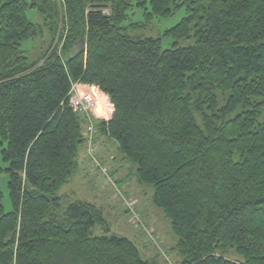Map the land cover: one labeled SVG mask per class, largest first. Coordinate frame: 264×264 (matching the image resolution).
Here are the masks:
<instances>
[{"label":"trees","instance_id":"obj_1","mask_svg":"<svg viewBox=\"0 0 264 264\" xmlns=\"http://www.w3.org/2000/svg\"><path fill=\"white\" fill-rule=\"evenodd\" d=\"M135 8L149 20L184 9L164 37L193 33L195 44L163 50L160 39L132 38L123 24ZM45 32L57 43L30 64L22 44ZM73 80L110 95L116 111L95 129L154 187L182 264H264V0H0V137L13 204L6 214L0 200V264H154L127 237L94 236L96 226L109 233L96 204H63L87 142ZM86 154L113 178L97 150Z\"/></svg>","mask_w":264,"mask_h":264},{"label":"rangeland","instance_id":"obj_2","mask_svg":"<svg viewBox=\"0 0 264 264\" xmlns=\"http://www.w3.org/2000/svg\"><path fill=\"white\" fill-rule=\"evenodd\" d=\"M27 15L31 22L43 24V19L37 11L29 10ZM129 16L123 27L127 29L126 33L136 40L160 39L163 50L173 48L176 43L179 47H190L195 44L193 33L191 38L178 42L164 37L168 30L187 16L184 9L165 19L155 17L149 20L145 11L140 8H135ZM56 41L54 42L52 36L45 32L41 38L23 42L22 50L32 64L54 48ZM80 48L81 45L77 47L78 50ZM224 99V95L219 93L221 105L224 104ZM83 130L85 132L86 126ZM92 139L98 144L95 149L98 158L104 161L113 178L101 177L102 172L89 165L86 159L89 147L83 143L78 157L81 169L76 171L71 181L60 192L64 206L67 207L79 199L92 202L103 210L109 226V233L96 226L93 229L94 236L127 237L137 244L143 258L151 260L154 264H182L183 257L176 249L178 239L173 232L171 221L153 202L154 187L138 183L136 166L124 158V154L114 141L98 134L96 129ZM6 144L7 142L3 144L0 137V195H2L0 200L4 212L8 214L13 212V204L9 190L10 175L7 172L9 166L2 159V150L7 147ZM116 166L119 169H116ZM226 256L243 261L234 250L228 251Z\"/></svg>","mask_w":264,"mask_h":264},{"label":"clouds","instance_id":"obj_3","mask_svg":"<svg viewBox=\"0 0 264 264\" xmlns=\"http://www.w3.org/2000/svg\"><path fill=\"white\" fill-rule=\"evenodd\" d=\"M70 103L76 97L81 101L91 103L95 100V106L91 109L93 119L97 121H109L116 111L114 102L108 93L103 91L99 85L93 83H84L80 80H73L69 89ZM91 127L89 131H91Z\"/></svg>","mask_w":264,"mask_h":264},{"label":"built area","instance_id":"obj_4","mask_svg":"<svg viewBox=\"0 0 264 264\" xmlns=\"http://www.w3.org/2000/svg\"><path fill=\"white\" fill-rule=\"evenodd\" d=\"M71 99V98H70ZM72 107L74 110L83 116H87V134H86V146L89 147V153L91 155L95 154V149H96V144L94 143L92 136L95 132V122L96 120L93 119L91 109L95 106L94 100L89 103L87 101H81L79 97H76L74 100L71 102ZM90 113V114H87ZM91 127V131H89V128Z\"/></svg>","mask_w":264,"mask_h":264},{"label":"crops","instance_id":"obj_5","mask_svg":"<svg viewBox=\"0 0 264 264\" xmlns=\"http://www.w3.org/2000/svg\"><path fill=\"white\" fill-rule=\"evenodd\" d=\"M116 169H119V167H118V166H116Z\"/></svg>","mask_w":264,"mask_h":264}]
</instances>
